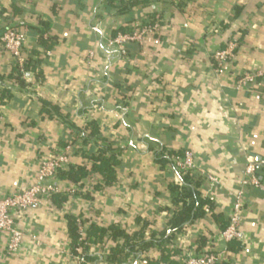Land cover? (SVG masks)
Wrapping results in <instances>:
<instances>
[{"label": "crops", "instance_id": "0c3cea01", "mask_svg": "<svg viewBox=\"0 0 264 264\" xmlns=\"http://www.w3.org/2000/svg\"><path fill=\"white\" fill-rule=\"evenodd\" d=\"M123 6L0 0V34L9 26L26 31L22 56L31 64L21 86L16 60L0 48V199L33 186L40 164L69 143L70 166L88 167L81 152L96 153V144L119 163L114 183L105 186L96 175L80 187L64 181L67 200L59 207L45 202L16 216L21 247L8 255L1 242L0 264H81L70 252L66 216L115 225L127 235L142 231L145 239L168 237L182 206L171 188L192 190L173 164L187 151L197 167L190 181L206 202L201 215L173 234L164 255L155 246L125 264H180L184 254L221 251L220 264H264V0H124ZM151 21L159 30L138 52L121 59L108 48L114 32ZM231 40L234 58L216 72L210 56ZM246 75L256 77L243 84ZM91 126L99 140H86ZM248 159L257 163L258 188L242 186ZM239 191L241 238L224 244L231 196ZM112 246L104 241L89 252L108 254Z\"/></svg>", "mask_w": 264, "mask_h": 264}, {"label": "built area", "instance_id": "2783aa9c", "mask_svg": "<svg viewBox=\"0 0 264 264\" xmlns=\"http://www.w3.org/2000/svg\"><path fill=\"white\" fill-rule=\"evenodd\" d=\"M129 32L118 33L114 38L107 40V46L113 50L118 58H127L126 48L131 45L143 44L146 37L154 35L159 30V23L155 21L153 24L148 22L144 24L136 23L129 27ZM26 31L15 26L7 27L0 34V48L10 57L16 60L19 68V73L24 76V58L23 51L26 44ZM237 44L234 41H229L223 49L213 52L210 56L211 66L216 72L220 71L225 64L230 62L235 55ZM111 54L107 53L106 58H110ZM255 75H246L242 79L243 84H249L254 81ZM74 154L72 143L67 144L60 152L52 158L42 162L36 174V182L33 186L26 190L15 193L10 197L0 199V244L2 242L5 252L8 255L15 254L21 247L23 232L17 227L15 218L18 215H25L34 212L48 202L52 204L51 197L63 193V190L56 182L57 173L70 165V159ZM175 168L180 174L186 172L197 171L193 155L190 152H185L181 159H176L173 162ZM264 166V160L260 163ZM203 175V172H201ZM210 182L215 183L216 180L210 175H203ZM260 182L257 177V163L248 159L243 172V187L258 188ZM242 192L235 193L231 196V211L228 219V224L221 232V239L224 244L237 241L241 238V210L243 207ZM78 230L81 236H84L85 227L78 221ZM79 257L77 261L82 263L81 249L76 250ZM225 252H207L201 255L184 254L180 258V264H220ZM93 255L99 260L100 264H107L105 257L107 254Z\"/></svg>", "mask_w": 264, "mask_h": 264}, {"label": "trees", "instance_id": "16d2710c", "mask_svg": "<svg viewBox=\"0 0 264 264\" xmlns=\"http://www.w3.org/2000/svg\"><path fill=\"white\" fill-rule=\"evenodd\" d=\"M113 8L124 11L126 7L123 6L124 0H106ZM115 3H119L120 6H115ZM155 21L148 22L153 24ZM145 25V24H144ZM129 28L119 30L113 33L111 38H114L118 33L129 32ZM39 44H43L40 40ZM141 46L131 44L126 48L127 57L131 56V51L138 52ZM31 64L29 62H24V71H30ZM15 78L20 81L19 68H16ZM23 86L22 82H19ZM98 139L96 128L90 127V132L87 135L86 140ZM84 139L83 143H86ZM98 150L96 153L93 152H81L82 156L89 160L90 165L85 166H67L66 168L60 170L56 175V182L60 183L66 181L74 186H81V182L91 176L96 175L103 182V185H110L115 182V171L114 168L119 164L116 158L110 154V149L108 147H102L96 144ZM109 153V154H108ZM163 163V160H159ZM182 181L189 183L192 190H178L177 188H171L174 194V202L182 203L181 208L174 213L173 217L168 223L169 230L171 234L165 237L164 233L162 236L155 238L152 234L148 239L143 237L142 231L135 232L131 235H127L121 228L115 225H111L107 228H101L94 224H85L86 222L81 219V216H66L67 220V234L70 240V252L72 256H76L77 249H81V264H86L87 262H96L97 258L93 256L89 250L91 247L97 246L99 244H104V241H112L114 246L110 248L109 253L105 257L107 264H125L128 262L130 257L136 256L139 253L147 251L151 248L159 247L161 249L162 255H164V247L167 243L172 240L173 234L178 233L182 226L189 221L197 218L201 215L199 210L202 204L206 202L199 199L198 193L196 192L197 183H192L190 172L182 173ZM96 187V186H95ZM195 190V191H194ZM187 199H191L190 204L186 203ZM66 197L56 194L51 197V202L59 207L62 202L66 201ZM196 206V207H195ZM78 221L82 226L85 227L84 236H81L78 230ZM228 224V223H227ZM227 226V225H226ZM225 229V228H224ZM223 229V230H224ZM166 256L161 257L162 260H166ZM150 264H156L150 262Z\"/></svg>", "mask_w": 264, "mask_h": 264}]
</instances>
